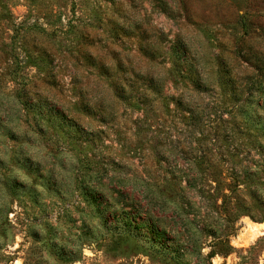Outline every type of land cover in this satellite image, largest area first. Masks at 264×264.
<instances>
[{"label": "rangeland", "instance_id": "obj_1", "mask_svg": "<svg viewBox=\"0 0 264 264\" xmlns=\"http://www.w3.org/2000/svg\"><path fill=\"white\" fill-rule=\"evenodd\" d=\"M0 264H264V0H0Z\"/></svg>", "mask_w": 264, "mask_h": 264}]
</instances>
